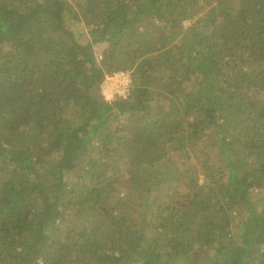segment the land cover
Returning a JSON list of instances; mask_svg holds the SVG:
<instances>
[{"label":"trees","instance_id":"16d2710c","mask_svg":"<svg viewBox=\"0 0 264 264\" xmlns=\"http://www.w3.org/2000/svg\"><path fill=\"white\" fill-rule=\"evenodd\" d=\"M0 264H264V0H0Z\"/></svg>","mask_w":264,"mask_h":264},{"label":"rangeland","instance_id":"374dc122","mask_svg":"<svg viewBox=\"0 0 264 264\" xmlns=\"http://www.w3.org/2000/svg\"><path fill=\"white\" fill-rule=\"evenodd\" d=\"M126 86H127V76L116 73L114 75L107 76L103 88L104 91L106 92L114 91L118 93H124ZM16 134L20 138H22L25 132L16 130Z\"/></svg>","mask_w":264,"mask_h":264},{"label":"flooded vegetation","instance_id":"af4514ba","mask_svg":"<svg viewBox=\"0 0 264 264\" xmlns=\"http://www.w3.org/2000/svg\"><path fill=\"white\" fill-rule=\"evenodd\" d=\"M121 75H125V74H121ZM127 76V75H126Z\"/></svg>","mask_w":264,"mask_h":264}]
</instances>
